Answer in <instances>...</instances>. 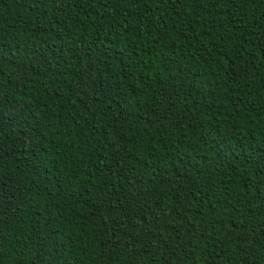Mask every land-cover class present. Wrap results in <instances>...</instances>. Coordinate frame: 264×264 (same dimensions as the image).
<instances>
[{
    "label": "trees",
    "instance_id": "trees-1",
    "mask_svg": "<svg viewBox=\"0 0 264 264\" xmlns=\"http://www.w3.org/2000/svg\"><path fill=\"white\" fill-rule=\"evenodd\" d=\"M0 264H264V0H0Z\"/></svg>",
    "mask_w": 264,
    "mask_h": 264
}]
</instances>
